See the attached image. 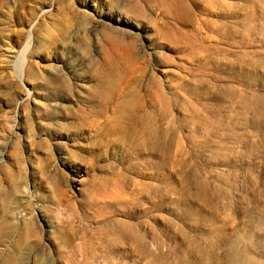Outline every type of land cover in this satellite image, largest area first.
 Wrapping results in <instances>:
<instances>
[{
	"label": "rangeland",
	"instance_id": "rangeland-1",
	"mask_svg": "<svg viewBox=\"0 0 264 264\" xmlns=\"http://www.w3.org/2000/svg\"><path fill=\"white\" fill-rule=\"evenodd\" d=\"M171 1L0 0V264H264V0Z\"/></svg>",
	"mask_w": 264,
	"mask_h": 264
},
{
	"label": "bare ground",
	"instance_id": "bare-ground-1",
	"mask_svg": "<svg viewBox=\"0 0 264 264\" xmlns=\"http://www.w3.org/2000/svg\"><path fill=\"white\" fill-rule=\"evenodd\" d=\"M157 1L158 3H160L162 6L166 7L167 11L169 12L170 10H172V7L174 6V4L172 3L171 0H155ZM129 11H131L132 13H134L135 15L139 13V9L138 7H134L128 11H126V13L124 11H118L117 14H118V17L122 20H126L127 18L125 17V15H129ZM121 35V33H120ZM124 35V34H123ZM127 40L124 38V37H120L118 35H115L114 32H111L110 34L109 33H106L105 35V42L106 44L112 49L114 50V52H118V53H123L122 51L120 52L122 46H132L133 45V42L132 41H128L126 42ZM107 46V47H108ZM125 48V47H124ZM129 51V47L127 48ZM26 50V49H25ZM109 50V49H108ZM127 51L125 53V55H127ZM26 52V51H25ZM130 52V51H129ZM123 53V54H124ZM111 87V86H110ZM134 107V104H125L124 106L121 107V112H129L133 107Z\"/></svg>",
	"mask_w": 264,
	"mask_h": 264
}]
</instances>
